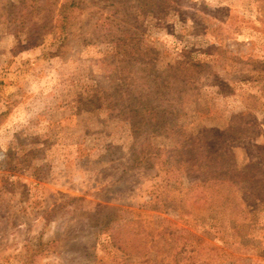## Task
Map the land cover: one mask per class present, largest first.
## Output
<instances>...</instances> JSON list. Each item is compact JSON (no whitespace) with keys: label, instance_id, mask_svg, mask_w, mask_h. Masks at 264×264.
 <instances>
[{"label":"rangeland","instance_id":"1","mask_svg":"<svg viewBox=\"0 0 264 264\" xmlns=\"http://www.w3.org/2000/svg\"><path fill=\"white\" fill-rule=\"evenodd\" d=\"M179 1L0 0V264H264V0Z\"/></svg>","mask_w":264,"mask_h":264},{"label":"trees","instance_id":"2","mask_svg":"<svg viewBox=\"0 0 264 264\" xmlns=\"http://www.w3.org/2000/svg\"><path fill=\"white\" fill-rule=\"evenodd\" d=\"M178 2L180 1L168 0V3L176 4ZM203 134H207V136L211 138V141L203 147L206 153V155L203 156L204 158L210 159V161H197L194 165H198V168L205 173L203 190L211 195L210 208L214 209V206L217 205L219 209L225 210V212L232 208H236L238 209V213L242 214L243 208L240 207L239 210V208H237L238 203L244 204L246 200H250L253 197L256 202L261 204L264 203V176L260 175L257 171L258 166L252 164V162H246L242 167L238 168L233 158L231 148L222 140L224 132L219 133L215 129H203L201 131V136ZM189 163L190 161L186 162L187 165H189ZM222 172H231L232 178L223 180L219 177V174ZM235 175L239 176L240 179H233ZM167 234H170V232ZM173 237L174 236L170 234L166 242L168 240L172 241ZM164 239L165 238H163V240ZM175 240H178V238ZM112 243L116 244V241L113 239ZM180 247L178 251H182L184 247H186L185 242L183 246Z\"/></svg>","mask_w":264,"mask_h":264}]
</instances>
